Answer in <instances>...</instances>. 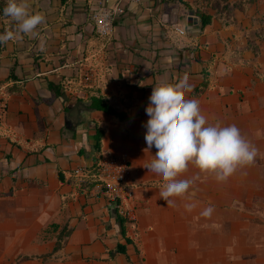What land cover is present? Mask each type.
Returning <instances> with one entry per match:
<instances>
[{
	"label": "crops",
	"instance_id": "obj_1",
	"mask_svg": "<svg viewBox=\"0 0 264 264\" xmlns=\"http://www.w3.org/2000/svg\"><path fill=\"white\" fill-rule=\"evenodd\" d=\"M182 1L190 8L180 0L128 6L105 40L94 35L89 0H28L44 22L34 34L0 43V86L8 96L0 264H264V43H254L259 56L249 48L252 31L262 28L264 0L235 9L228 27L214 0ZM197 9L212 16L204 30ZM15 27L0 14V34ZM185 74V98L199 101L209 124L237 126L257 156L226 182L190 166L181 178L191 187L168 207L159 195L162 177L144 168L157 151H144L146 108L156 85ZM206 81L209 89L197 92ZM94 94L133 118L120 122L89 109ZM123 156L131 197L121 211L135 217L125 237L105 195L83 184L100 161ZM208 207L214 211L203 216ZM59 236L62 247L53 254ZM118 245L126 254L115 253Z\"/></svg>",
	"mask_w": 264,
	"mask_h": 264
},
{
	"label": "clouds",
	"instance_id": "obj_2",
	"mask_svg": "<svg viewBox=\"0 0 264 264\" xmlns=\"http://www.w3.org/2000/svg\"><path fill=\"white\" fill-rule=\"evenodd\" d=\"M28 0H6L3 16L15 22V30L0 34V43L19 38L20 34H34L45 16L31 12ZM190 90L185 74L178 83L158 84L149 97L144 127L147 132L145 153L155 147L153 159L144 168L162 177L159 192L168 207L174 198L183 197L193 181L181 176L190 166L202 175H213L217 181L226 182L238 168L254 163L257 149L241 134L235 125L209 124L202 114L198 100L186 99ZM191 210V205L187 206ZM214 209L206 208L203 216H211Z\"/></svg>",
	"mask_w": 264,
	"mask_h": 264
},
{
	"label": "built area",
	"instance_id": "obj_3",
	"mask_svg": "<svg viewBox=\"0 0 264 264\" xmlns=\"http://www.w3.org/2000/svg\"><path fill=\"white\" fill-rule=\"evenodd\" d=\"M144 0H89L90 19L94 24L95 33L102 38L110 39L114 33V27L118 19L124 14L125 9L131 5H139ZM85 83H91L92 76L89 73L84 78ZM6 88L0 86V136L6 135L8 130L4 124L7 103ZM129 169L128 159L123 157H107L98 163L97 188L112 204L113 209L119 211L128 221H134L135 217L128 212L121 211L122 203L131 197L127 187V173ZM83 174L82 171H76Z\"/></svg>",
	"mask_w": 264,
	"mask_h": 264
},
{
	"label": "trees",
	"instance_id": "obj_4",
	"mask_svg": "<svg viewBox=\"0 0 264 264\" xmlns=\"http://www.w3.org/2000/svg\"><path fill=\"white\" fill-rule=\"evenodd\" d=\"M214 1L215 2L213 4V8L215 9L216 13L220 16L221 20L223 21V25L225 27H228L231 24H233L235 21L234 10L235 9L244 10L246 4L249 3L251 0H240V1L234 0L232 2H229L228 0H214ZM180 2L182 4H184L186 8H190V6L187 3L183 2L182 0H180ZM5 6H6V3L4 2V0H0V14H3V8ZM193 16H195L199 19L203 30L206 27L210 26L212 23V16L204 13L200 9H197L195 12H193ZM261 25H262V27H264V21L262 22V20H261ZM94 35H96L98 38L106 40V38H102L96 33H94ZM259 38L264 43V31H262V34L259 35ZM252 51L255 55L259 54L257 47L252 48ZM209 87H210V83L208 81H206L205 83H203L201 85V87H199L197 92H203L204 90L209 89ZM89 100H90L89 109H91L93 111L104 112L105 114L112 116L113 118L117 119L120 122H126V121H129L130 119L133 118V116L128 117L125 113L114 110L109 105L108 101L99 94L91 95ZM95 140H96V149L99 151L101 149V142H102V135L100 134V132L96 133ZM92 174H93V176H91V179L86 180L83 183L86 185L87 188H92L99 183V180H98V164L94 168V172ZM60 179L62 180V178H60ZM114 212L116 214V218H117L119 225H120L121 235L123 237H125L126 236L125 228H126V225L128 224V221L123 217V215L119 211L114 209ZM69 234H70V232L67 233V235H65V236L68 237ZM63 240H64L63 236L58 237L57 244L54 248L53 254L57 253L61 249V247H62L61 243ZM129 242L130 241L127 240V243H129ZM115 253L126 254L125 246L124 245H118ZM113 255L114 254H111L110 257H112ZM29 260H31V258H19L17 260L16 264H20L22 262H27Z\"/></svg>",
	"mask_w": 264,
	"mask_h": 264
},
{
	"label": "rangeland",
	"instance_id": "obj_5",
	"mask_svg": "<svg viewBox=\"0 0 264 264\" xmlns=\"http://www.w3.org/2000/svg\"><path fill=\"white\" fill-rule=\"evenodd\" d=\"M264 21V18L262 19V22ZM264 29V27H262L261 29H260V31L258 32V31H252V33H251V41L249 42L250 44H249V48H254L255 46H254V43L256 42V41H258V39L260 40V38H259V35L260 34H262V31H264L263 30ZM261 41V40H260ZM263 46V45H262ZM264 47V46H263ZM260 55H261V53H260ZM259 56V55H258ZM261 67V68H260ZM260 67H259V70H261V71H264V55L262 56V61H260ZM263 75V74H262ZM261 75V76H262ZM18 260V259H17ZM32 261H34V260H36L35 258H33V259H31ZM31 260H29V261H31ZM39 260V259H38ZM48 260L49 259H46V257H45V261L46 262H48ZM16 261V260H15ZM15 261H13L11 264H16V262ZM28 261V262H29ZM15 262V263H14Z\"/></svg>",
	"mask_w": 264,
	"mask_h": 264
},
{
	"label": "water",
	"instance_id": "obj_6",
	"mask_svg": "<svg viewBox=\"0 0 264 264\" xmlns=\"http://www.w3.org/2000/svg\"><path fill=\"white\" fill-rule=\"evenodd\" d=\"M188 25L190 26V27H192L193 26V19H189V21H188Z\"/></svg>",
	"mask_w": 264,
	"mask_h": 264
}]
</instances>
